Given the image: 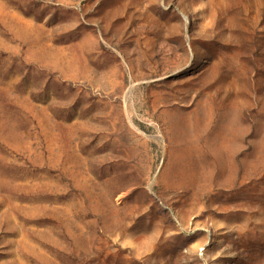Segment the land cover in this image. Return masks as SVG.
Wrapping results in <instances>:
<instances>
[{
  "label": "rangeland",
  "instance_id": "374dc122",
  "mask_svg": "<svg viewBox=\"0 0 264 264\" xmlns=\"http://www.w3.org/2000/svg\"><path fill=\"white\" fill-rule=\"evenodd\" d=\"M0 264H264V0H0Z\"/></svg>",
  "mask_w": 264,
  "mask_h": 264
}]
</instances>
